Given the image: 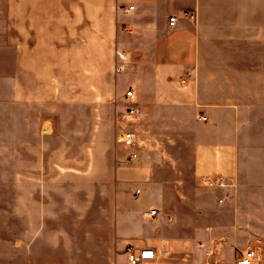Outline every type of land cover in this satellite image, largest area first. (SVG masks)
Wrapping results in <instances>:
<instances>
[{"label": "crops", "instance_id": "crops-1", "mask_svg": "<svg viewBox=\"0 0 264 264\" xmlns=\"http://www.w3.org/2000/svg\"><path fill=\"white\" fill-rule=\"evenodd\" d=\"M41 48H55V88L36 68L32 50ZM112 96L135 108L142 134L139 159L119 169L143 187L137 208L154 203L158 218L186 225L194 208L179 245L203 238L196 264H237L249 248L264 264V0H0V129L22 108ZM207 176L233 187L209 188ZM221 198L220 220L208 224ZM136 244L171 264L159 246Z\"/></svg>", "mask_w": 264, "mask_h": 264}, {"label": "rangeland", "instance_id": "rangeland-1", "mask_svg": "<svg viewBox=\"0 0 264 264\" xmlns=\"http://www.w3.org/2000/svg\"><path fill=\"white\" fill-rule=\"evenodd\" d=\"M32 51L38 73L55 88V48ZM121 69L113 66L110 88ZM129 104L113 96L102 104L54 100L20 109L11 127L0 129V264H125L126 245L138 241L159 246L162 263L196 264L203 238L191 234L185 249L179 245L186 239L182 230L195 224V209H186L193 218L187 225L146 220L135 205L143 187L119 174L137 161L127 162L121 134L142 138ZM250 174L245 180L253 190L258 180ZM220 206L207 209L208 224L220 220Z\"/></svg>", "mask_w": 264, "mask_h": 264}, {"label": "built area", "instance_id": "built-area-1", "mask_svg": "<svg viewBox=\"0 0 264 264\" xmlns=\"http://www.w3.org/2000/svg\"><path fill=\"white\" fill-rule=\"evenodd\" d=\"M133 8V5L122 7L125 12L133 10ZM176 22L177 18L175 16H172L170 18L169 24L171 26H174ZM118 56L120 59L126 58L125 53H119ZM182 82L184 83L185 81ZM126 97L131 101L135 99V95L133 94L132 90L127 91ZM136 114L137 112L135 108H130V110L128 111L129 116H134ZM119 141L130 150L127 156V162H133L137 160L139 157V135L130 131H125L123 134H121ZM204 181L206 186H208L209 188L216 189L233 187L232 183L223 176H207L204 178ZM137 193L139 194L140 190H137ZM227 196H229V194H226V197ZM225 199L226 198H221L219 200V203L222 204ZM159 214L160 210L154 206H151L148 208L144 217L148 220H155L158 218ZM199 247H204V244L200 243ZM207 254L210 255L211 253L208 252ZM125 255L127 258L126 264H154L158 258L157 250L154 247L148 245L139 247L128 244L125 248ZM259 259L260 258L258 252L255 249L249 248L247 250L239 252L237 264H255V262H257Z\"/></svg>", "mask_w": 264, "mask_h": 264}]
</instances>
